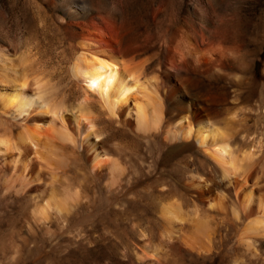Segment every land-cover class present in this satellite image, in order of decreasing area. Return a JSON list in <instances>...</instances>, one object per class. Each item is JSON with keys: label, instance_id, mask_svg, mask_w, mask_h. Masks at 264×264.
Here are the masks:
<instances>
[{"label": "bare ground", "instance_id": "bare-ground-1", "mask_svg": "<svg viewBox=\"0 0 264 264\" xmlns=\"http://www.w3.org/2000/svg\"><path fill=\"white\" fill-rule=\"evenodd\" d=\"M64 5L69 7L67 2ZM218 5L223 4L219 2ZM97 9L91 8L90 12ZM224 10L223 7L219 10V17L230 15L229 9ZM73 12L78 14L77 9ZM188 13L196 16L198 27H188L183 35L171 37L184 55V67L192 74L183 84L176 81L180 67L174 59L171 63L160 61L153 74L146 60L139 59L143 50L141 43L129 38L116 40L111 35L98 38L100 36L94 33H84L68 60L69 77L83 89L81 106L76 108L63 98H56L52 83L43 75L46 69L38 53L31 49L18 52L11 45L0 44V175L8 173V177L3 176L4 186L19 192L30 179L44 177L48 173L44 167L49 168L51 175L58 167L67 169L72 156H67L63 152L65 149L52 140L57 135L74 148L82 149L86 165L92 164L95 168L99 165L97 177L112 181L118 170V159L115 151L106 147L101 139V117L109 116L123 129L142 137H151V133L161 135L165 131L168 143L189 152V157L202 170H208L209 176L190 174L187 181L200 200V209L213 218L207 215L209 220L200 224L196 217L187 213L189 211L183 210V203L178 200L164 202L155 230L167 241L163 243L162 238L158 244L153 243L151 236L146 238L145 229L139 241L143 248L141 255L157 258L148 259L144 264H162L161 257H167L168 250L208 253L212 249L210 232L213 234L219 224L225 228L231 225L232 241L245 258L241 264H264V132L247 128L250 120L264 119V92L261 93L262 103L245 104L252 93H240L236 85L242 73L249 71L247 61L250 59L246 61L242 54L243 42L236 37L238 34L228 32L229 28L218 22L220 18L216 17L218 21L215 19L217 22L213 23L191 7ZM99 16L120 28L126 24L116 7L99 11ZM231 19L235 20L232 16ZM69 25L74 27V23ZM205 38L207 42L200 43ZM215 82L218 86L213 89ZM240 82L242 85L243 80ZM51 140L55 146L51 145ZM47 142L53 146L54 159L47 158L52 152ZM45 144L50 148L46 146L43 154ZM45 189L48 190L46 187L41 190ZM77 196L72 186L65 187L52 204L56 214L65 216L69 212L67 203ZM49 203L51 205L52 201L48 206ZM216 233L217 230L214 235Z\"/></svg>", "mask_w": 264, "mask_h": 264}, {"label": "rangeland", "instance_id": "rangeland-1", "mask_svg": "<svg viewBox=\"0 0 264 264\" xmlns=\"http://www.w3.org/2000/svg\"><path fill=\"white\" fill-rule=\"evenodd\" d=\"M70 1L0 0V44L11 45L19 50L18 52L31 49L38 53L44 62V70L46 69L43 75L49 78L50 84L52 83V90L56 92L55 96L58 95L57 99L63 98V101L71 103L75 108L81 106L83 89L69 77L68 60L75 44L81 41L84 33H94L96 37L100 36L98 38H108L110 35L116 40L129 38L132 42L141 43L143 50L139 59L146 60L145 63L150 66L153 74L161 64L160 61L171 63L174 59L176 65L180 67L176 81L183 84L192 74L184 67V55L180 53L177 43L171 37L173 34L183 35V31L198 27L196 16L188 13V8L191 7L193 11L206 15L213 23L219 20L218 22L226 29L229 28L228 32L238 34L235 36L239 37L241 43L243 42L242 54L246 61L250 60L247 61L249 71L245 70L240 76L243 84H240L242 80L239 78L236 87H239L238 92L242 91L240 93L254 94H250L252 97L248 99L249 101L246 100V105L262 103L264 0H72V3ZM65 2L69 7L64 5ZM219 2L223 5L219 6ZM221 6L225 8L224 11L229 9L228 18L219 17ZM115 7L125 17L126 24L123 25L125 28L111 25V22L99 16V11L102 12L105 8L113 10ZM91 8L99 9L96 13L90 12ZM75 9L78 14L73 12ZM231 16L235 20H232ZM216 17L220 19L217 20ZM226 20H229V23ZM231 20L234 21L233 24ZM72 23L74 27L71 28L69 24ZM236 24H239L237 26L241 29L238 30ZM246 35L248 37L245 39ZM206 42L205 38L200 43ZM248 53L250 54L247 55ZM205 82H208L207 79ZM216 86L218 83L215 82L212 88L215 89ZM256 120H250L247 128L250 127L248 129H252L251 131L264 132V119ZM99 125L102 129L101 139L106 147L115 151L118 159V170L116 175H113L114 180L108 181L99 175L97 177L96 170H100L99 165L97 168L92 164L86 165L82 149L74 148L57 135L53 136L55 138L52 140H56L54 142L65 149L63 152L67 156H72V163L67 169L54 167L58 171L54 170L57 173L52 171L51 175L49 168L44 167L48 169L49 174L30 179L25 186L26 190L24 187L23 191L19 192L8 190L4 186V178L9 176L8 173L0 175V264H144L153 257L145 258L141 255L143 252L141 243L139 245V241L143 239L141 233L146 229V238L151 236V241L155 244L162 238L163 243L167 241L165 236L160 238L161 233L155 230L160 221L161 206L164 202L178 200V203H183V210L189 211L187 213L193 218L196 217L200 224L209 220L205 216L212 217L208 213L205 215V211L200 209V200L192 192L187 181L190 174L198 177L209 176L208 170H202L198 163L189 157V152L168 143L165 131L161 135L151 133V137L148 138L138 136L123 129L109 116L101 117ZM52 140L51 145L55 146ZM48 144L50 146V143ZM48 144H45L43 154ZM49 146L47 147H51V150L53 146ZM48 148L47 155L50 151ZM52 152L50 154L53 155H48L50 158L46 155L48 159L55 158ZM50 162L52 164L53 161ZM42 186L48 190L42 191L41 189H44ZM67 186H72L78 192V196L69 200L66 205L69 212L65 211L66 215L62 217L56 214L52 204L56 196ZM48 198L49 200L45 201ZM51 201L52 206L50 203L48 206V202ZM47 206L52 209L45 208ZM43 212L45 213L42 215ZM201 217L205 218L201 220ZM230 226L225 228L219 224L218 228H215L216 235L215 230L213 234L210 232L212 249L208 253L196 250L191 252L168 250L167 257L165 255L161 257V260L164 259L162 264L243 263L244 255L239 246L232 241ZM185 247L188 248L189 244ZM189 249L191 250L190 247ZM155 258L153 259L156 260Z\"/></svg>", "mask_w": 264, "mask_h": 264}]
</instances>
